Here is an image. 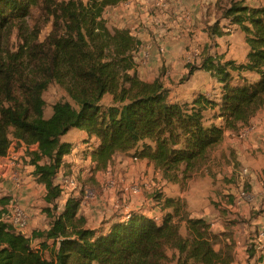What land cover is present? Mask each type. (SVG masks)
Masks as SVG:
<instances>
[{
	"label": "trees",
	"instance_id": "1",
	"mask_svg": "<svg viewBox=\"0 0 264 264\" xmlns=\"http://www.w3.org/2000/svg\"><path fill=\"white\" fill-rule=\"evenodd\" d=\"M122 1L0 0V158L13 140L43 142L40 151L24 158L46 188L44 212L50 219L49 227L32 234L43 248L59 241L55 263L33 248L30 236L2 220L0 264H169L171 258L177 264L232 262L216 248L218 235L205 218H187L182 232L174 222L182 210L176 197L167 198L174 209L161 220L132 211L107 231L85 227L76 195L57 211L62 198L57 177L75 148L63 137L75 128L85 132L87 143L95 139L89 152L93 171L107 169L116 154L125 153L149 160L167 182L185 187L225 136L223 124L206 122L208 105H216L217 116L231 127L250 124L264 108V5L218 0L208 9L215 16L210 34L221 37L239 28L249 50L243 62L209 53L201 67L221 84V98L199 94L190 103L172 100L159 78L150 81L138 74L140 38L128 27L110 28L106 18L109 8ZM15 24L21 42L13 49L6 33ZM54 84L74 102L60 100L44 117L45 95ZM107 93L113 103H103ZM6 197L0 200L12 198Z\"/></svg>",
	"mask_w": 264,
	"mask_h": 264
},
{
	"label": "crops",
	"instance_id": "2",
	"mask_svg": "<svg viewBox=\"0 0 264 264\" xmlns=\"http://www.w3.org/2000/svg\"><path fill=\"white\" fill-rule=\"evenodd\" d=\"M217 1L167 0L164 5H158L159 0L154 3L149 2V0H134L133 5L128 7L125 5L126 0H123L120 3V9L122 6L123 9L120 10V24L118 26L130 28L140 38L142 43L137 52L136 60L140 63L143 61L142 68L152 69L157 64L161 66L165 64L166 69L170 68L172 72L173 70L181 72L186 64V61L183 62V60L187 57L186 51L188 49H191L193 54L201 53L202 49H205L209 37L203 34V29L213 23L214 20L211 21L213 15L208 13V9H212ZM248 4L257 6L251 0ZM109 12L110 9L107 13ZM208 33L210 34V32ZM229 36H216L220 47H213L212 51L214 53L216 51L221 52V49V53L226 52L227 48L224 45L227 40L223 42L222 39ZM205 50L204 54H207ZM196 73L201 72L200 70H192L188 82L195 80ZM220 123L225 126L223 121ZM254 126L252 124V127L256 128L253 140L245 142L238 138V129L225 127L224 139L214 151L212 159L189 180L185 187L177 186L176 188L175 183L167 182L149 160L135 158L125 153L114 156L117 159L114 162L112 160L105 170L92 171L90 169L87 173L83 172V182L79 183L75 179L76 183L70 190L77 188L75 195L81 198L79 215L85 217V227L107 231L114 222L126 218L130 212L137 210H142L149 216L161 220L165 213L174 209L166 204L167 198L170 197L179 198L182 202V210L179 215L174 217L175 222H185L187 218L191 217L205 218V216H191L184 201L190 198L194 200L192 199L193 196L202 190V186H198L200 176L206 170L209 172L211 166L213 168L214 166L220 167L215 163L216 155L220 152L223 154L227 146L230 145H236L237 150L234 152L232 150L231 154H234L236 160L244 161L245 165L242 169L239 165H232L230 171H235L242 176L247 175L248 170L255 171L253 179H249L250 191H254L253 182L260 183L259 181L264 179V171L260 167L262 160L257 158L262 153L260 147L264 144V132L261 131V126ZM226 132H230L231 136H228ZM239 144L244 147L237 146ZM110 175L120 176L117 191L124 197L125 203L124 208L120 210H114L109 202L108 180ZM219 175L221 174L219 173ZM121 178H123L122 181ZM133 184L141 185L142 191L139 194L132 191ZM31 186L32 191L29 194L10 186L8 195L20 201L25 196V203L32 214L29 230L33 232V230L49 227L50 219L48 216H43L45 212L40 214L39 195L46 189L44 184L32 178ZM91 190L94 191V196H88V192ZM151 193L152 196H149ZM226 193L229 194V190ZM230 197H232L231 200L234 201V204L231 202L228 206L229 209L225 207L218 211V222L222 225L223 230L215 231L216 223L213 220H208L210 230L218 235L219 243L216 248L221 249L224 256H231V264H264V244L261 249H258L255 245V239L253 240L258 229L264 226V187L256 186L255 193L252 192L251 202L242 207L236 205L235 196ZM197 198L201 199V196ZM197 198L195 202L196 205H199ZM247 206L249 209H246ZM229 210L248 221L238 224V221L230 216ZM160 216L161 218H159ZM184 225L186 227L187 223Z\"/></svg>",
	"mask_w": 264,
	"mask_h": 264
},
{
	"label": "rangeland",
	"instance_id": "3",
	"mask_svg": "<svg viewBox=\"0 0 264 264\" xmlns=\"http://www.w3.org/2000/svg\"><path fill=\"white\" fill-rule=\"evenodd\" d=\"M156 0H149V2L154 3ZM249 2V0H246ZM255 3V5L260 6L264 5V0H251ZM135 5V4H134ZM123 7V6H122ZM121 7V9H123ZM110 9V12L107 13L106 18L108 19V25L110 28H113V26H118L120 24V4L113 6ZM215 21V16L213 15L211 21ZM208 26L206 29H203L205 36L208 35L209 39L207 40V43L205 45V49H202L201 53L194 54L192 57H186L183 62L186 61V64L183 66V71L177 72L175 70H172L170 68L166 69V65L164 64L161 66L160 64H157L155 67L152 69L142 68L141 65L142 62L136 60V69L138 74L141 76V78L145 80H154V79H160L164 86L168 88L170 91V98L172 100H178V101H184V102H193L195 98L199 94L206 95L208 98L212 100H219L221 98V84H219L218 80L215 79L210 72H208L206 69H203L202 63L206 56L209 53H214L212 51L213 47H218V40L215 36H212L209 34ZM28 28L26 25V31L22 29L21 34L25 36V34L28 32ZM208 31V32H207ZM7 37H9L10 43L14 48L18 45L21 40L19 39V33H18V26L15 24L11 27V29L6 33ZM225 35H230L226 39H222L223 42H225L224 47L227 48L226 52H221L216 51V54L221 55L222 60H235L236 62H243L246 59V54L248 53L249 47L245 41V33L236 27H233L229 30L228 33ZM188 46V45H187ZM220 47V46H219ZM189 48V46H188ZM204 50L207 52V54H204ZM138 52V51H137ZM137 58V53L136 57ZM160 66V67H159ZM170 69V74H167L166 70ZM189 70V71H188ZM192 70L198 71L200 70L201 73H196L195 75V80H191L188 82L190 73ZM45 100L46 102L44 103V109H43V116L44 117H49L52 114V108L54 103L60 101V100H69L71 102H74L71 98L68 97L66 91L64 88H62L58 84H54L46 93L45 95ZM114 102V97L112 94L107 93L105 97L103 98V103L104 104H110ZM217 106L213 107L212 104H209L206 111H205V118L206 122L209 121H217L221 122L223 121L225 124V127L229 129L227 126V122L224 120V118H221L217 116ZM252 124L261 126V131L264 132V108H262L256 117L252 120L251 124H246V125H236L233 126L235 129H244V128H252ZM255 127V126H254ZM226 129V130H227ZM256 129V128H255ZM226 134L231 136L230 132H226ZM85 132L80 129V128H75L72 131H70L65 137H63L64 140H69L74 142L75 148L72 151L70 155L67 156L66 163L62 167V177L65 178H74L76 179L79 183L83 182V172H88L90 169L93 171L95 168V164L91 159H89V152L91 149V146H93V143L95 139H92L91 142L87 143V139ZM86 140V142H85ZM244 143L243 141H241ZM237 146H242V144H239ZM237 150L236 145H230L227 146L223 154L220 152L216 155L215 158V163L218 164L220 167L211 166L208 170H206L205 173H203L199 180L200 183H198V186H202V190L196 194V196H193L191 200L190 199H185V205L186 209L188 207V212L191 216H205L206 220H213L214 223H216V229L215 231H221L223 230L222 225L218 222L219 221V209L220 208H225L228 207L231 202L234 204V201L231 200L232 197L230 196H235V192H237L240 188H244L246 186L250 187L249 184V179H253V176L255 175V171H250L248 170L247 175H239L235 171H230V167L232 165L240 166L242 168L245 167L244 161L236 160V157L234 154H231V152ZM261 154L257 156V158H261V168L264 171V144L260 147ZM119 155L116 154L115 156ZM127 155V154H126ZM226 157V159H224ZM117 159L114 158L112 159L113 162ZM28 163V162H27ZM34 168V165H28L26 169V176L29 177V181L31 183L32 178V169ZM249 169V168H248ZM61 171L59 173H61ZM115 171V170H114ZM219 173L221 175H219ZM224 177V178H222ZM154 178V174H153ZM58 180V179H57ZM156 180V179H155ZM158 181V179H157ZM156 181V182H157ZM260 183L253 182V187L254 191L252 190L253 193H255V187L256 186H263L264 179L259 181ZM260 184V185H259ZM175 186H179V184L175 183ZM66 188L69 191V196L75 195L76 189L70 190L69 186H66ZM173 189V188H172ZM174 190V189H173ZM227 190H229V194L226 193ZM247 190V189H246ZM251 192V191H250ZM251 192V193H252ZM10 193V184L7 182H4L3 180H0V197L2 198H8L6 197ZM45 192L39 195V208H40V214H43L44 208L48 205L46 200H45ZM234 194V195H233ZM152 196V193L151 195ZM197 198V197H200ZM229 196V198H228ZM124 198V197H123ZM198 199V204L196 205L195 199ZM1 199V198H0ZM25 196L22 197V203H25ZM203 199V202H202ZM2 200V199H1ZM230 207H228L229 209ZM61 209V204L60 207L58 208L57 211ZM246 209H249L247 206ZM55 212V210H53ZM227 213V212H226ZM229 214L232 218L238 221V224H242L247 222L248 220H244L241 216H239L236 213H233L231 210H229ZM43 216L47 217V214L44 213ZM161 218V216L159 217ZM204 218V217H202ZM48 220V219H47ZM181 220V219H180ZM46 221V220H45ZM48 222V221H47ZM175 222V221H174ZM178 223V222H175ZM187 221L185 222H180L181 224V230L183 233H186V227L184 224H186ZM219 223V224H217ZM257 228V227H256ZM259 230L256 232L255 237L253 240L257 238V235L259 233ZM169 264H177L176 260L174 258H171Z\"/></svg>",
	"mask_w": 264,
	"mask_h": 264
},
{
	"label": "built area",
	"instance_id": "4",
	"mask_svg": "<svg viewBox=\"0 0 264 264\" xmlns=\"http://www.w3.org/2000/svg\"><path fill=\"white\" fill-rule=\"evenodd\" d=\"M166 1L167 0H159L158 5H164ZM133 2L134 0H126L125 5L131 7ZM193 55L194 54L191 49L186 51V56L189 58ZM167 74H170V72L167 71ZM254 131L255 128L253 127L238 129L237 136L244 141H252ZM43 145L44 144L40 139H37L33 142L13 140L6 156L0 158V180L7 182L10 184V186L17 190L29 194L32 191V186L29 181V177L27 178L26 176V169L28 165L25 163L24 158L28 157L29 152L40 151ZM57 179V182L61 184L62 188V207L65 201L70 197L66 186L72 188L75 185L76 180L74 178L62 177V171L58 174ZM122 180L123 178H121V181ZM108 183V187L110 189L109 202L113 209L120 210L121 208H124V199L117 191V187L120 184V176L118 175L117 177H114L110 175ZM132 191L135 194H139L142 191L141 185L133 184ZM88 196H94V191H89ZM251 200L252 193L250 190H246V188L244 189L242 187L237 192H235V203L237 206L242 207L251 202ZM2 220L9 221L16 230L30 236L33 248L46 257L51 256V258L54 259V262L57 263V249L59 247V241L49 242L47 247H42L41 243L33 236L32 231L29 230V225L32 221V214L30 213L26 204L24 205L22 201L13 197L7 202H2L0 200V221ZM263 244L264 226L259 230L255 240V245L258 249H261Z\"/></svg>",
	"mask_w": 264,
	"mask_h": 264
}]
</instances>
